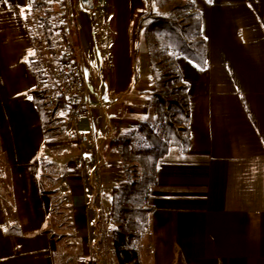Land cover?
Returning <instances> with one entry per match:
<instances>
[{
	"label": "crops",
	"instance_id": "crops-1",
	"mask_svg": "<svg viewBox=\"0 0 264 264\" xmlns=\"http://www.w3.org/2000/svg\"><path fill=\"white\" fill-rule=\"evenodd\" d=\"M192 1L201 18L204 67L175 58L189 87L190 149L182 154L170 146L158 162L148 199L153 210L138 244L141 264H176L178 256L185 264H264V0ZM32 2L0 0V264H56L45 225L52 196L63 189L81 257L93 254L98 230L91 221L98 212L105 219L112 190L125 178L116 142L146 149L139 124L160 127L149 95L155 89L150 66H141L148 62L143 42L135 77L134 29L145 0H90L110 14L91 29L99 35V67L69 11L74 0H51L47 22L56 24L61 12L69 20L88 97L74 126L45 138L29 95L52 93L38 74L35 36L45 16L37 9L27 20ZM54 38L62 41L59 31ZM72 130L84 138L76 140Z\"/></svg>",
	"mask_w": 264,
	"mask_h": 264
},
{
	"label": "trees",
	"instance_id": "trees-1",
	"mask_svg": "<svg viewBox=\"0 0 264 264\" xmlns=\"http://www.w3.org/2000/svg\"><path fill=\"white\" fill-rule=\"evenodd\" d=\"M44 0H33L32 6L44 12V25L52 18ZM45 2V1H44ZM146 11L141 14L134 29V53L138 46H146L148 63L155 89L149 93L154 99V113L160 123L161 134L142 122L137 132L147 148L133 150L129 140L116 142L125 178L117 183L110 196V219L113 250L118 264H141L138 244L149 226L153 207L148 203L150 190L157 182L158 162L170 146L185 154L190 149V101L188 85L175 62L182 55L204 67L205 40L201 33V18L192 0H145ZM52 28V26H51ZM36 103L45 138L66 132L62 110L63 99L48 100L46 91L29 92ZM6 228L4 233H9ZM17 232V231H16ZM176 264H185L181 256Z\"/></svg>",
	"mask_w": 264,
	"mask_h": 264
},
{
	"label": "rangeland",
	"instance_id": "rangeland-1",
	"mask_svg": "<svg viewBox=\"0 0 264 264\" xmlns=\"http://www.w3.org/2000/svg\"><path fill=\"white\" fill-rule=\"evenodd\" d=\"M44 1L43 3L46 4V7L50 6L49 3H51V0ZM98 1L100 4L101 0ZM97 5L98 4H95L91 8L84 7L81 0H74V5L71 4L69 6V11L76 21V28L78 29L79 35L82 36L83 41L89 46L88 49L91 51V55L96 59L97 67H99L101 64L100 58L96 56L97 45L98 47L101 46L98 39L99 35H96L95 37L94 33L91 32V29L98 28L101 24L107 21V18H110V14L97 10ZM40 12V15L44 16V12L42 10ZM121 12L118 21L120 30L123 32L126 27V11L124 10ZM42 18L43 17H40V20H42ZM42 21L44 22V19ZM49 25L50 28H46L43 23L42 32L35 37L38 38L39 41L43 40L40 44L38 43L40 48H37L39 51V66L41 65L38 74L43 77V80H45V83L49 86L48 90L53 92L55 90V84L50 77L48 65L51 63L52 59L55 58L62 41L58 44V41L54 38L55 33L58 31L57 25L55 23ZM88 30L94 36V45L91 41L93 37L89 35L90 32ZM72 36L74 37V33ZM72 36L70 35L71 39ZM46 50L47 52H45ZM141 66L144 69L149 70L147 59L141 61ZM86 76L88 77V85L90 86L89 81L91 75L89 70H86ZM156 131L158 134H161L160 127H156ZM76 157L79 159V153L76 154ZM109 210V207H104L103 209V212L107 214L105 219L100 212L96 213V216L93 217L91 226L98 230L96 231L98 234V240H93L94 253L81 257V242L80 239L76 237L72 209L68 205L67 192L63 189L61 192L54 193L45 228L55 240V252L53 256L56 264H79L80 260H85L83 264H118L112 244V231L114 225L111 219H108ZM95 219H97V221H95Z\"/></svg>",
	"mask_w": 264,
	"mask_h": 264
},
{
	"label": "built area",
	"instance_id": "built-area-1",
	"mask_svg": "<svg viewBox=\"0 0 264 264\" xmlns=\"http://www.w3.org/2000/svg\"><path fill=\"white\" fill-rule=\"evenodd\" d=\"M35 14H37V9L32 8L27 14V20L30 22L31 15L35 16ZM55 20L58 31L62 35V43L55 58L48 65L50 77L55 84V90L48 98L50 100L58 97L63 99L64 107L60 110L62 117L66 124L74 126L87 102L86 77L70 37L71 25L69 20L65 17L64 12H61L60 17ZM72 133L78 141L84 138V134L81 132L72 130Z\"/></svg>",
	"mask_w": 264,
	"mask_h": 264
},
{
	"label": "water",
	"instance_id": "water-1",
	"mask_svg": "<svg viewBox=\"0 0 264 264\" xmlns=\"http://www.w3.org/2000/svg\"><path fill=\"white\" fill-rule=\"evenodd\" d=\"M81 3L85 7H91L90 0H81Z\"/></svg>",
	"mask_w": 264,
	"mask_h": 264
}]
</instances>
